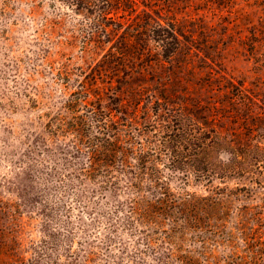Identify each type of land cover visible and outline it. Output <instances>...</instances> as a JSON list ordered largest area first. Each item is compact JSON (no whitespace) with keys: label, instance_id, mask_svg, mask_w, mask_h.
I'll list each match as a JSON object with an SVG mask.
<instances>
[{"label":"trees","instance_id":"trees-1","mask_svg":"<svg viewBox=\"0 0 264 264\" xmlns=\"http://www.w3.org/2000/svg\"><path fill=\"white\" fill-rule=\"evenodd\" d=\"M52 1L80 18L58 43L79 45L86 68L60 63L64 93L48 137L63 146V190L105 219L108 241L123 238L126 260L109 264H264V192L225 184L249 156L220 125L241 91L206 78L205 93L191 92L181 74L195 47L183 41L196 29L181 24L176 1ZM222 145L233 158L217 155ZM1 217L10 221L9 207ZM0 248V264L54 263L27 256L11 232ZM68 252L62 264H99L92 250Z\"/></svg>","mask_w":264,"mask_h":264},{"label":"rangeland","instance_id":"rangeland-1","mask_svg":"<svg viewBox=\"0 0 264 264\" xmlns=\"http://www.w3.org/2000/svg\"><path fill=\"white\" fill-rule=\"evenodd\" d=\"M174 1L178 5L172 11L181 24L196 29V40L183 41L195 47L181 74L191 92L205 93L206 78L232 82L241 91L237 105L230 106L235 116L220 125L249 156L225 184L264 192L259 187L264 186V35L256 32L264 33V0ZM77 22L70 9L52 0H0V205L12 214L8 222L0 218V246L11 232L24 253L40 263H65L69 247L78 256L92 250L97 263L109 264L126 260L120 254L122 237L108 241L105 219L63 190L56 173L63 146L48 137L64 93L60 63H69L74 72L86 68L79 45L58 43ZM255 39L260 43L253 45ZM183 59L178 55V62ZM229 151L222 145L217 155L231 159Z\"/></svg>","mask_w":264,"mask_h":264}]
</instances>
